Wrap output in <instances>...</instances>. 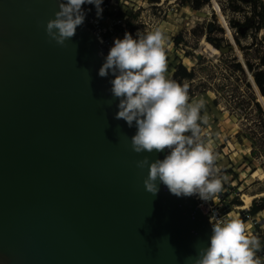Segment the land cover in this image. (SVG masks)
I'll return each instance as SVG.
<instances>
[{"label":"water","instance_id":"95a60500","mask_svg":"<svg viewBox=\"0 0 264 264\" xmlns=\"http://www.w3.org/2000/svg\"><path fill=\"white\" fill-rule=\"evenodd\" d=\"M57 11L0 0V264H194L208 217L193 196L145 190L136 162L168 150H132L99 40L84 22L49 42Z\"/></svg>","mask_w":264,"mask_h":264},{"label":"clouds","instance_id":"9594fccd","mask_svg":"<svg viewBox=\"0 0 264 264\" xmlns=\"http://www.w3.org/2000/svg\"><path fill=\"white\" fill-rule=\"evenodd\" d=\"M103 0H59V11L46 24L49 42L63 46L84 23L85 4H94L98 16ZM166 36L159 27L133 38L126 33L116 39L99 70L100 77L111 72V94L116 100L118 120L129 127L135 123L136 134L131 147L137 153L168 150L164 159L150 161L148 156L137 161V167L148 169L145 190L153 195L158 183L177 197L198 195L208 201L223 189V178L215 169L216 155L210 143L201 138V112L205 102L190 99L189 87L167 77ZM111 106V102H108ZM210 245L200 248L194 264H264L257 256L259 239L252 235L249 223L228 213L211 218ZM189 260L193 258L189 257Z\"/></svg>","mask_w":264,"mask_h":264},{"label":"rangeland","instance_id":"374dc122","mask_svg":"<svg viewBox=\"0 0 264 264\" xmlns=\"http://www.w3.org/2000/svg\"><path fill=\"white\" fill-rule=\"evenodd\" d=\"M122 1L128 2L133 37L162 29L167 38V77L181 81L175 76L180 67L193 73V79L181 83L188 85L190 99L205 102L201 115L206 122L201 128L210 138L203 141L211 144L217 157L216 172L232 186L234 203L239 208L254 201L261 204L264 97L253 74L264 71V29L255 34L244 27L248 21L254 23L253 6L248 0H201L204 4L196 11L191 8L196 0ZM208 39L231 50H216ZM255 217L260 225L255 231L264 243V209Z\"/></svg>","mask_w":264,"mask_h":264},{"label":"built area","instance_id":"2783aa9c","mask_svg":"<svg viewBox=\"0 0 264 264\" xmlns=\"http://www.w3.org/2000/svg\"><path fill=\"white\" fill-rule=\"evenodd\" d=\"M127 5L128 2L124 3L122 0H103V3L100 5L103 11L99 16L96 5L85 4L83 6V11L85 13L84 22L89 27L94 37L99 40L104 56L108 55L116 39H123L126 33H130V20L128 17ZM121 14H124V17H122ZM201 138L202 140L210 138V134L204 133L202 130ZM217 174L220 177L223 175L220 172H217ZM193 197L196 199L199 208L205 213L209 221L211 218H221L228 213H232L235 217L249 223L251 234L256 236L260 242V250L257 252V256L264 257V243L262 242L261 235L255 231L259 222L250 212L252 203L246 210H240L234 203L236 195L232 194L231 185L223 182L222 191L216 194L214 199L208 201L200 199L198 195H194Z\"/></svg>","mask_w":264,"mask_h":264},{"label":"trees","instance_id":"16d2710c","mask_svg":"<svg viewBox=\"0 0 264 264\" xmlns=\"http://www.w3.org/2000/svg\"><path fill=\"white\" fill-rule=\"evenodd\" d=\"M247 3H250L253 6V16L251 17V20L254 22L252 25H250L251 21H248L247 24L244 26L246 28L252 29V32H254L255 34H258L261 30L264 29V3L260 0H248ZM204 3H202L201 0H196L195 3H193V5L191 6L192 9L198 11L202 8ZM190 4H186V6H189ZM122 17H124V14H121ZM129 25L131 28L134 29V25L132 23H130L129 21ZM243 29H240V32L242 33ZM209 42L212 43V45L215 47V49H228V51L231 50L230 46L228 47H224L221 44H219L217 41L215 40H211L208 39ZM216 49V50H217ZM249 71L252 72V68H249ZM176 77H179L181 81H179L178 83H180L182 85V81L184 80H191L193 79L194 75L193 73H189L188 71H186L185 69H183V67H180V69L177 71V73H175ZM253 79L254 82L256 83V85L261 89L263 97H264V71H260V72H256L253 74ZM262 203L259 204V202L254 201L252 203V206L250 208V212L252 216H256L259 212H261L264 209V198L262 199Z\"/></svg>","mask_w":264,"mask_h":264},{"label":"bare ground","instance_id":"6f19581e","mask_svg":"<svg viewBox=\"0 0 264 264\" xmlns=\"http://www.w3.org/2000/svg\"><path fill=\"white\" fill-rule=\"evenodd\" d=\"M246 187H247V186H246ZM246 187L244 186L243 189H244V188L246 189ZM239 209H240V210H246L247 207H240Z\"/></svg>","mask_w":264,"mask_h":264}]
</instances>
